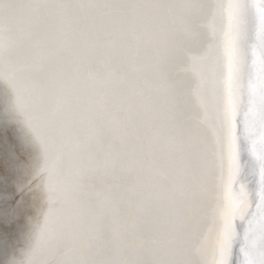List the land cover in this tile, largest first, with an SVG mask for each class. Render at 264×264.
<instances>
[{"label":"snow or ice","instance_id":"6c2138e0","mask_svg":"<svg viewBox=\"0 0 264 264\" xmlns=\"http://www.w3.org/2000/svg\"><path fill=\"white\" fill-rule=\"evenodd\" d=\"M0 85L12 264H264V0H0Z\"/></svg>","mask_w":264,"mask_h":264},{"label":"bare ground","instance_id":"6f19581e","mask_svg":"<svg viewBox=\"0 0 264 264\" xmlns=\"http://www.w3.org/2000/svg\"><path fill=\"white\" fill-rule=\"evenodd\" d=\"M5 100H11V93L3 85H0V125L2 126H6L10 118V113L5 112ZM0 174L5 178L7 185L5 200L1 204L3 211L0 213V221H3L0 223V264H12L13 260L22 259V252L26 250L28 245L32 225L28 223L26 215L31 216L35 221L36 214L34 211H28L26 214H21L19 219L10 227L4 226L12 215L13 206L16 203L15 200L10 201L8 199L9 193L15 191L13 184L15 178L9 171L6 155L4 160L0 161ZM21 195L17 193V199Z\"/></svg>","mask_w":264,"mask_h":264},{"label":"water","instance_id":"95a60500","mask_svg":"<svg viewBox=\"0 0 264 264\" xmlns=\"http://www.w3.org/2000/svg\"><path fill=\"white\" fill-rule=\"evenodd\" d=\"M7 192V185H6V180L3 177V175L0 174V207L2 206L1 204L5 200ZM3 211V207L0 208V213Z\"/></svg>","mask_w":264,"mask_h":264}]
</instances>
